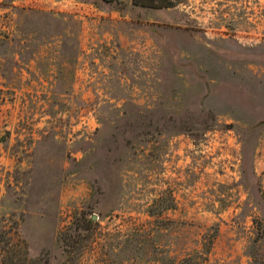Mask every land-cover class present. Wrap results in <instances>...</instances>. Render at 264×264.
<instances>
[{
	"label": "rangeland",
	"instance_id": "1",
	"mask_svg": "<svg viewBox=\"0 0 264 264\" xmlns=\"http://www.w3.org/2000/svg\"><path fill=\"white\" fill-rule=\"evenodd\" d=\"M156 2L0 0V264H264V0Z\"/></svg>",
	"mask_w": 264,
	"mask_h": 264
},
{
	"label": "trees",
	"instance_id": "2",
	"mask_svg": "<svg viewBox=\"0 0 264 264\" xmlns=\"http://www.w3.org/2000/svg\"><path fill=\"white\" fill-rule=\"evenodd\" d=\"M156 1L157 0H132V2L134 4L142 5V6H148V7H164L165 6V4L158 3ZM150 215L153 216V213L150 212ZM88 222H91V220H88ZM78 228H79L78 226H75L73 234L68 233L67 231H62V232H60V234L58 236L59 240H61L63 242L65 241V243H66L64 246L65 247L64 251H65L66 255H68L71 251L70 249H68V247L70 248V246H74V242L73 241L69 242L68 239L76 238V236L79 235ZM67 243H72V244H70V246H68ZM83 246H84L83 244H79L77 246L78 251H82ZM170 264H204V263L201 260H194L193 258H187V259H183V260H180L177 262H172Z\"/></svg>",
	"mask_w": 264,
	"mask_h": 264
}]
</instances>
